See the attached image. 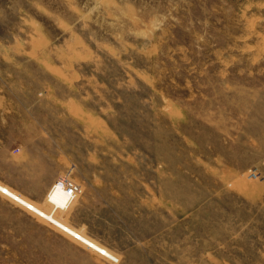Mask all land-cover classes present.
<instances>
[{"label":"rangeland","instance_id":"rangeland-1","mask_svg":"<svg viewBox=\"0 0 264 264\" xmlns=\"http://www.w3.org/2000/svg\"><path fill=\"white\" fill-rule=\"evenodd\" d=\"M0 264H264V0H0Z\"/></svg>","mask_w":264,"mask_h":264},{"label":"built area","instance_id":"built-area-1","mask_svg":"<svg viewBox=\"0 0 264 264\" xmlns=\"http://www.w3.org/2000/svg\"><path fill=\"white\" fill-rule=\"evenodd\" d=\"M58 182H60L71 194V198L68 204L71 203V201L75 198L77 195V192L79 190L78 185L72 183V182H64L62 179H59Z\"/></svg>","mask_w":264,"mask_h":264},{"label":"bare ground","instance_id":"bare-ground-1","mask_svg":"<svg viewBox=\"0 0 264 264\" xmlns=\"http://www.w3.org/2000/svg\"><path fill=\"white\" fill-rule=\"evenodd\" d=\"M57 185H58V187H61V188H63V189H65V190H67L60 182H58L57 181ZM68 191V190H67ZM70 194V193H69ZM71 195V194H70Z\"/></svg>","mask_w":264,"mask_h":264}]
</instances>
